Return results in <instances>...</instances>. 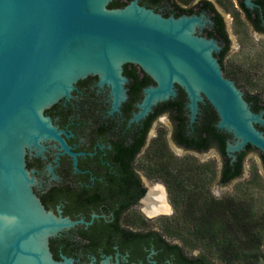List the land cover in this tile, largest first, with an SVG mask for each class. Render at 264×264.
Returning <instances> with one entry per match:
<instances>
[{"label": "water", "instance_id": "95a60500", "mask_svg": "<svg viewBox=\"0 0 264 264\" xmlns=\"http://www.w3.org/2000/svg\"><path fill=\"white\" fill-rule=\"evenodd\" d=\"M236 1L264 34V0ZM228 42L208 0H0V264H212L119 215L172 212L133 167L157 117L218 151L217 183L249 152L264 173V100L223 74Z\"/></svg>", "mask_w": 264, "mask_h": 264}, {"label": "trees", "instance_id": "16d2710c", "mask_svg": "<svg viewBox=\"0 0 264 264\" xmlns=\"http://www.w3.org/2000/svg\"><path fill=\"white\" fill-rule=\"evenodd\" d=\"M224 74L233 78L245 92L260 94L258 90L244 88V77L246 81L248 78L239 73V70L228 67ZM174 162L178 166L174 167L172 181H169L168 185L171 187L170 196L176 206L173 215L175 219L170 225L164 215L166 222L158 232L178 235L182 240L179 245L185 253L187 245L192 247L201 242L202 246L208 249L212 245L218 260L225 264L263 262L264 253L260 248L264 245V209H255L247 196L216 197L210 193L206 180L210 179L208 174L215 172L208 164L204 166L200 162L193 163L189 158L186 168L183 162ZM201 170H206L208 174L200 175ZM184 231L187 236L183 234ZM195 256L207 258L214 264L206 251H201Z\"/></svg>", "mask_w": 264, "mask_h": 264}, {"label": "rangeland", "instance_id": "374dc122", "mask_svg": "<svg viewBox=\"0 0 264 264\" xmlns=\"http://www.w3.org/2000/svg\"><path fill=\"white\" fill-rule=\"evenodd\" d=\"M227 2V0H224ZM216 6L221 9L219 3L215 2ZM226 27L231 39V48L229 56L227 57V65L230 69H237L239 73L247 76L246 81L244 77V88L258 90L261 97L264 99V35L253 30L250 25L236 24L232 25V19L226 13H224ZM228 68V67H227ZM242 89V88H241ZM156 123L168 124L165 118L157 119ZM180 156L188 154L193 161L196 160L202 162L205 165L211 164L212 170L220 164L219 155L214 150H210L204 153H185L182 150L177 151ZM192 154V155H191ZM215 162L213 163V161ZM192 161V162H193ZM216 164V168L213 165ZM244 170L241 176L232 178L226 183H217V177L214 173L208 174L206 170H201L200 175H210V179L206 180V187L216 197H243L247 196L249 201L254 205L255 209H264V173L261 168L260 162L255 153H247L245 155ZM209 169V168H208ZM217 174V173H216ZM173 207L172 212L166 214L168 224L171 225L172 220L174 221V209L176 208L172 201ZM164 216V215H163ZM163 216L158 215L154 217L156 220V226L161 229V225H164L166 219ZM184 226V225H183ZM187 228V227H186ZM184 230V229H183ZM183 234L187 233L184 231ZM170 240H176L179 244H182V240L178 235L169 234L166 235ZM185 248L186 253L191 255L199 254L201 251H206L214 264H225L218 260L217 253L211 246L210 249L203 247L201 242L194 244L192 247L187 245ZM261 252L264 253V245L260 248ZM264 259V258H263ZM262 259V260H263ZM259 264H264V261Z\"/></svg>", "mask_w": 264, "mask_h": 264}, {"label": "flooded vegetation", "instance_id": "af4514ba", "mask_svg": "<svg viewBox=\"0 0 264 264\" xmlns=\"http://www.w3.org/2000/svg\"><path fill=\"white\" fill-rule=\"evenodd\" d=\"M196 1L197 0H174V2L178 4L180 7L191 6ZM208 1L211 2L216 7L219 13V16L222 20V23L224 25V28L226 30L228 40H229L228 46L221 60V67H222V71L224 74V72H226L227 67H229L227 65V57L229 56V52L231 48V39H230L228 30L226 27L224 13H226L228 16L231 17L232 25H236L238 23L244 24L245 22L246 24L250 25L253 30L255 29L250 24V22L247 20L244 12L239 7L236 0H227V2H225L224 0H208ZM215 2L219 3V5L221 6V9L216 6ZM240 20H242L243 22H241ZM242 90L244 91V89ZM162 118L164 117H157L154 120L152 128L149 132L148 138L146 140V143L143 149L133 160V167L137 171H139L145 178L154 179L155 181L162 184L164 191H165V197L167 199V202L169 203L171 207H173L172 198L170 196L171 187L168 185V182L172 181V176L174 174V169H175L174 167L178 166L174 162V160L183 162L186 168H187V165L189 164L188 162L189 158L193 161V159L191 158L193 156L190 157L188 154L180 156L179 154H177L178 153L177 151L182 150L185 153H193V154L204 153V152L185 150V149L177 147L174 143H172L168 136L169 129H170L169 124H163V123L157 124L156 123L157 119H162ZM214 151L218 153V151L216 150ZM196 162H200V161L196 160ZM196 162L193 161V163H196ZM214 162L215 160L213 161V163ZM208 165L212 167L210 163ZM213 166L214 168H216V164ZM219 170H220V164L215 169V175L217 178H218ZM163 215H166V214H163ZM154 217L147 219L144 217V215L138 208H136L135 206H129L123 209L122 212L120 213L119 223L123 226L129 227L132 229H155L157 231H160L161 229L158 228V226H156L157 224L155 220L156 218L154 219ZM162 236L165 238V240L169 242L178 243V241L176 240H170L164 233L162 234Z\"/></svg>", "mask_w": 264, "mask_h": 264}]
</instances>
